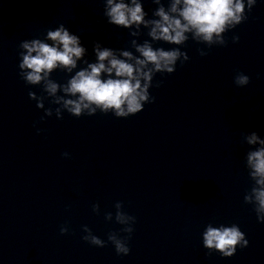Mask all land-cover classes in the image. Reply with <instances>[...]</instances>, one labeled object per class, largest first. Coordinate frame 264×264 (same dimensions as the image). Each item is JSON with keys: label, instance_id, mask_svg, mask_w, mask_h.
Listing matches in <instances>:
<instances>
[{"label": "clouds", "instance_id": "9594fccd", "mask_svg": "<svg viewBox=\"0 0 264 264\" xmlns=\"http://www.w3.org/2000/svg\"><path fill=\"white\" fill-rule=\"evenodd\" d=\"M157 7L152 18H146L142 0H104V17L107 23L117 28L128 29L132 37H139L142 30H147L150 39L138 43L131 40V50L104 47L100 42L93 46L95 62L84 59L87 49L82 45L80 36L72 33L64 24L54 30L49 29L44 39L24 40L21 49L20 76L27 85L41 86L46 95L37 96L29 92V98L36 101L38 109H44L45 116L53 115V108H45V100L56 105L54 112L57 119L67 112L74 117L93 116L98 111L112 113L117 118L134 116L144 109L145 104L153 103L150 94L156 74H172L177 63L183 65L189 60L187 52L181 46L191 38L197 43L225 46V33L248 19L257 0H167V7L162 0H152ZM239 37L233 36V43ZM49 41L51 43H49ZM164 42L175 45L165 49L154 47V43ZM200 55L207 53L199 50ZM86 67H79L78 62ZM60 70L69 74L66 83H59L52 78V73ZM75 70V71H74ZM250 78L242 72L234 77L237 87H245ZM160 86L157 82L156 87ZM43 119V117L41 118ZM39 131V130H38ZM244 141L251 150L246 154L245 166L253 182L244 195V203L253 206L257 221L264 223V138L255 131L244 136ZM68 157L69 153H63ZM115 207V222L122 225L120 235L108 234V243L114 247L117 255H128V241L134 231L136 217L123 210V203L118 201ZM92 209L99 214V204ZM111 221L113 214H106ZM66 226L60 228L61 235L68 233ZM82 239L90 245L105 247L106 241L92 233L86 225ZM203 247L209 253L219 252L223 257H232L237 247L249 245L245 233L237 224L213 226L208 223L202 233Z\"/></svg>", "mask_w": 264, "mask_h": 264}]
</instances>
